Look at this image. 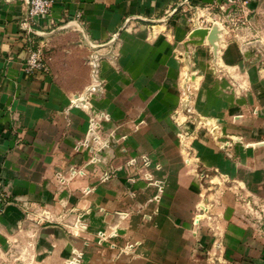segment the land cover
Wrapping results in <instances>:
<instances>
[{"label":"crops","instance_id":"1","mask_svg":"<svg viewBox=\"0 0 264 264\" xmlns=\"http://www.w3.org/2000/svg\"><path fill=\"white\" fill-rule=\"evenodd\" d=\"M259 1L246 0L234 25L231 8L214 0H52L34 19H23L28 0H0V264H66L73 248L83 251L79 264H264ZM203 7L224 26L215 63L206 39L182 45ZM116 32L114 57L94 75L89 43ZM36 47L48 69L28 73ZM185 49L197 75L190 107L205 120L197 128L176 113ZM92 84L89 108L72 105ZM100 111L109 115L98 132L107 145L90 164L75 147ZM141 154L161 192L130 180L128 160ZM73 166L85 173L61 182L57 173ZM105 170L113 173L101 181ZM24 202L54 222L26 216ZM128 243L133 250L120 252Z\"/></svg>","mask_w":264,"mask_h":264},{"label":"built area","instance_id":"2","mask_svg":"<svg viewBox=\"0 0 264 264\" xmlns=\"http://www.w3.org/2000/svg\"><path fill=\"white\" fill-rule=\"evenodd\" d=\"M214 1L216 2L221 1L222 4L227 5L231 8L227 16V19H228L227 21L229 23L235 25L236 21L240 20L237 14L244 8L246 4V0H214ZM51 6H52V0H29L28 15L26 19H34L37 16L49 14ZM202 11L203 13H201ZM197 13L199 14L195 18V21H194L196 27L208 26L212 22L211 20L212 11L210 7H203L201 8L200 11L198 10ZM244 21H245V18H243L241 23H245ZM90 63L93 67L91 58H90ZM97 67H98V63H97ZM47 69H48V66L43 59L42 50L39 47L30 48L28 50V56L25 61V70L28 73H33L36 71H47ZM96 72L97 70L95 71L93 67L94 75L96 74ZM92 85H96L97 89H99L98 84H92ZM97 89L95 90L90 89L89 91H97ZM88 92L85 93V98L87 97ZM83 94H79V95L83 96ZM108 118H109L108 113L103 112V111L91 114V117L89 119V130H88L87 136L79 140L76 144V147H75L76 149L83 148L89 152L90 158L88 160V163L90 164L96 163L99 160V157H98L99 151L107 145V142L105 140H100L98 132H99V129L101 128V121L107 120ZM128 164L131 165L132 167H135V170L132 172L133 175L130 177L131 181H134L136 177H140L146 180L147 182H149L150 184H155L159 192L162 191V185L160 181L153 178L152 173L149 170L151 161L147 154H141L137 157L129 158ZM67 173H68L67 177H64L62 173L58 172L57 173L58 179L61 182H64L66 179L68 180L75 176L83 175L85 173V170L81 167L73 166L72 168H70V170ZM112 173H113L112 170H105L99 176V178L101 181L108 180L111 177ZM88 191H89V188H86L85 192H88ZM131 194H134V193H131ZM158 198H159V194H156L153 197V199L155 200H157ZM22 207L26 211L27 216L29 215L28 213L32 212L31 205H29L28 203L24 202ZM46 218L47 216L43 212H40L39 214H37V219L35 220L44 221ZM199 219H200L199 216L196 215L195 220H194L195 224L198 223ZM97 235L100 241L108 237L104 231H98ZM134 246H135V243H128L127 245H125L123 248L120 249V252L127 253L129 251H132ZM82 257H83V251L80 248H73L69 257L66 259L65 263L66 264H79L82 260ZM113 264H116V263H113Z\"/></svg>","mask_w":264,"mask_h":264},{"label":"rangeland","instance_id":"3","mask_svg":"<svg viewBox=\"0 0 264 264\" xmlns=\"http://www.w3.org/2000/svg\"><path fill=\"white\" fill-rule=\"evenodd\" d=\"M211 11L213 12L214 10L212 9ZM255 14L257 16H260L261 17V20L263 19L261 21V27L264 28V0H260L259 1L258 7L255 10ZM223 28H224V26H223ZM223 32H224V30H223ZM223 32H222V34H223ZM117 39H118V36H117L115 42L113 43L112 49H110V47H108V46H104L105 48H107L106 51H100V49H97L96 51H94V50L92 51V53L93 52H97L99 54V57L97 59V63L102 58H106V57L113 58L114 57V55H115L114 47H115V44L117 42ZM187 39H188V37H187ZM182 45L185 48H189V46H199V45H202V44L201 43L200 44H191V43L187 42V40H185ZM206 45L209 47V49L211 51L212 63H215L217 57H219L218 51H217V57L215 58V56L213 55L212 47H211V45L207 41H206ZM110 50H111L110 54H107ZM92 53H91V55H92ZM180 58H181V66H182V70H181V80H180L181 81V91L180 92H181V98L182 99L180 100L179 109L177 110L176 113L177 114L179 113V114L183 115L186 118V120L187 119L189 120V122L192 120L193 123H194V127L197 128V126L199 124H203L204 121H205L198 114H196L191 109V107H190V99L193 96V93H192V89L190 87V84H193V83H195L197 81V75L192 72V69H191V61H192V58H191V54L188 51V49H185L183 51V53L181 54ZM177 124H178V126L180 128L181 127H184V137H187L188 136L187 133H188V130H189L188 129V126L186 127L183 124V122H180V121L177 122ZM214 127L215 126H212V128L210 130V133H211L212 136H216V134L214 135L212 133ZM22 205L23 204H21V209L23 210V212H25V214L27 216V213L22 208ZM31 209H32V207H31ZM36 211L37 210H33L32 209V212H36ZM36 213H40V212L37 211ZM34 216H35L34 220L37 219V214H35ZM46 216H47V218L44 221H42V222H54L55 219L52 216H48V215H46Z\"/></svg>","mask_w":264,"mask_h":264},{"label":"water","instance_id":"4","mask_svg":"<svg viewBox=\"0 0 264 264\" xmlns=\"http://www.w3.org/2000/svg\"><path fill=\"white\" fill-rule=\"evenodd\" d=\"M28 8H29V0H28V4H27V10L25 12L23 19L27 18ZM223 30H224L223 26L217 21H214L210 27H194L188 34L187 42H189L191 44H200L203 42L204 39H206V41L211 45L213 55L216 58L217 57V48H218V45L220 42L219 40H220V37L222 35ZM117 36H118V33L116 32L104 44L98 45V44L89 43V46H90L92 51L93 50L96 51L97 49L104 47V46H108V47H110V49H112L113 43L115 42ZM110 52H111V50L107 54H110ZM98 57H99V54L97 52H93L91 57H90L95 71L97 70V59H98ZM90 89L95 90V89H97V86L96 85L90 86V88H87L86 92H88ZM85 93L83 94V96H80L79 93H75L72 96V98H73L72 105H76V106H80V107H84V108H89V106L86 103ZM216 132H217V128L214 127L212 133L215 135Z\"/></svg>","mask_w":264,"mask_h":264}]
</instances>
